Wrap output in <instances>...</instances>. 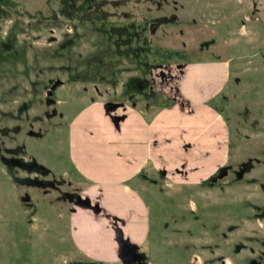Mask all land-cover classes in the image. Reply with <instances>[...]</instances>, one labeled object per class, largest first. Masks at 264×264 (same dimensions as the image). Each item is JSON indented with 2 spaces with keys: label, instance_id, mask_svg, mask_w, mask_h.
Here are the masks:
<instances>
[{
  "label": "rangeland",
  "instance_id": "374dc122",
  "mask_svg": "<svg viewBox=\"0 0 264 264\" xmlns=\"http://www.w3.org/2000/svg\"><path fill=\"white\" fill-rule=\"evenodd\" d=\"M77 1L63 0L70 3L64 9L71 16H62L61 0H0V264H123L109 218L75 213L81 208L63 197L66 192L98 199L108 214L125 221L124 235L138 245L147 264L262 261L264 0H178L184 20L163 26L156 36L149 32V18L169 14L172 4L162 3L163 9L156 11L158 0H120L118 12L127 15L99 22L86 19ZM130 24L142 32L137 57L124 46L115 47L114 34L110 45L108 34L98 30ZM63 42L67 46L61 49ZM162 61L168 62L167 68H158ZM215 61L223 65L215 79L220 89L212 95L207 87L206 105L220 116L215 127L227 123L229 132L226 129L214 141L228 147L227 152L216 153L209 162H217V171L222 165L237 169L251 158L252 171L242 179L230 174L209 185L210 176L197 179L208 174L207 168L197 177L189 173L173 187L165 175H158L151 179L156 186L136 194L131 181L121 186L114 181L118 195L112 191L109 196L96 179L102 175L97 161L89 173L96 155L90 134L102 127L118 133L104 113L105 102L122 101L130 109L128 96L133 94L136 109L144 111L147 89L140 91L135 85L129 90L127 85L128 80L151 74L155 90L164 94L157 103L150 102L152 113L180 108L185 67ZM161 69H166L167 78L173 76L164 86ZM57 79L62 86L53 92L54 103L48 104L47 91ZM94 103L97 107L88 111ZM80 118L85 120L80 123ZM129 120L121 122V128ZM4 158L36 162L46 173L8 165ZM37 181L55 182L59 189Z\"/></svg>",
  "mask_w": 264,
  "mask_h": 264
},
{
  "label": "crops",
  "instance_id": "0c3cea01",
  "mask_svg": "<svg viewBox=\"0 0 264 264\" xmlns=\"http://www.w3.org/2000/svg\"><path fill=\"white\" fill-rule=\"evenodd\" d=\"M222 66V62L216 61L208 62L207 65L195 69H192L190 65L186 66L184 69V79L186 80L182 85L184 102L180 104V108L170 107L153 113L151 108L144 111L130 108L122 122L128 121L129 117L130 120L125 128H121L120 122L119 129H116L118 133H111L108 127H102L90 134V138L95 139L92 144L95 146L93 150L96 155H92L94 160H91L92 170L89 173H92L97 161V164L102 167V175L96 179L102 183V187L107 188L109 196L116 193L114 189L117 185L113 183L114 181H118L119 186L126 181H131L136 194L139 190L148 191V186H156L151 179L155 181L158 175H165V178L171 181L169 185L173 187L184 182V177L191 172L194 177H197L204 173V169L206 171L207 168H211L207 175L203 177L200 175L201 178L197 177L201 180L215 172L218 164L214 159L209 162V159L216 153L227 152L228 147L224 149L223 145H215L214 141L220 139L222 133L225 135L226 129L227 132L229 131L227 123H223L218 128L215 127L220 116L215 109L206 105V96L209 93L213 95L220 89L219 85L218 88L216 87L215 79L220 76ZM224 66L227 69L226 78L228 79L230 62L228 61ZM207 87L209 93L206 91ZM97 105L94 103L87 108L88 111ZM71 119L70 126L76 117L73 116ZM84 120V118H80L79 122L82 123ZM81 131L83 130L80 129L79 132ZM77 142L74 141L71 145L73 158L77 155V151H73ZM87 162L90 160H84V164ZM222 164L223 162L220 165ZM125 190L131 194L129 187L125 186ZM116 194L118 195V193ZM85 197H89L95 204L98 203L102 212L95 215L91 210L81 208L77 209L75 213L82 212L85 217L106 215L113 227L112 218L114 217L108 214L102 202L88 195ZM117 219L118 225H121L119 227L123 230L125 221ZM124 237L127 238L125 235Z\"/></svg>",
  "mask_w": 264,
  "mask_h": 264
},
{
  "label": "flooded vegetation",
  "instance_id": "af4514ba",
  "mask_svg": "<svg viewBox=\"0 0 264 264\" xmlns=\"http://www.w3.org/2000/svg\"><path fill=\"white\" fill-rule=\"evenodd\" d=\"M62 4L64 3L63 0ZM76 1V3L78 2L77 0H74V2ZM80 7H84L85 9V13L83 14V16L86 17V19H98L99 22L102 20H113V19H117L118 15L121 14V16H126L127 13L125 11H121L122 13H119V9L123 6V3L120 0H86V3L84 2V0H80ZM178 0H158L157 1V8L156 11L163 9L162 7V3L163 4H168L172 6H169L168 9L171 11L169 12V14H165L162 15L160 17H151L149 18V32L151 33V35H155L161 31V28L163 26H165V28L167 29V27H172L175 25H179L180 22L179 21H183V7L182 10L181 8L178 6ZM61 3V2H60ZM64 6H62V9H60V11L58 13H60L59 15L62 16H71V14H66L65 12V7L67 5H70V3H64ZM73 6V5H72ZM71 6V8H73ZM112 9L109 10V9ZM64 9V10H63ZM167 9V10H168ZM88 17V18H87ZM139 24H142L141 22H139ZM98 30L103 31L104 33L108 34V39L110 40V45H111V40H112V35L114 34L116 36V39L114 41V46L115 47H121L124 46V48L127 51H133V56L137 57L138 53L141 51V41H142V32H141V28L138 27L136 24H130V25H124V26H119L117 28H115L114 26H111L109 29H105L102 27H98ZM121 33V34H117V32ZM180 32H183L180 30ZM124 34V37H121ZM65 46H67V42H63L60 44V48H65ZM150 51H152V49H150ZM159 52V50L156 51V53ZM160 65L158 66V68H167V66L169 65L167 61H162L159 62ZM156 67V66H155ZM149 71V70H148ZM168 72L166 71V69H161L160 73H159V77H161V82L163 83L162 86L165 85V82L169 81L170 79L173 78V76L171 75L170 78L166 77L165 74H167ZM57 82L59 83L57 85V87L62 86V83H60V80L57 79ZM128 85L127 88L129 90L133 89V87L135 85H137L138 89L140 91H143L145 89H147V92L145 93V95L147 96V103L145 105L144 110L149 109L150 108V102L153 103H157L164 94H162V91L158 88V90H155V76H152L151 74H149L148 78H145L144 80H140V79H136L134 78L133 81L128 80ZM57 87L55 88V90L57 89ZM95 91H97L99 93V87L95 86L94 87ZM54 90V91H55ZM50 90L47 91V98H46V103L48 104H53L54 100L52 99V94L48 95V92ZM53 91V92H54ZM128 101L131 103V109H136L139 107L137 100L135 99L134 95L131 94L130 96H128ZM183 103V102H182ZM181 103V104H182ZM106 105H112L111 107L115 106L114 110H110L109 112L106 111L105 106ZM109 107V106H108ZM104 108V113L107 115V117L111 120V116H117V117H122L125 116L127 111H128V107L126 105L125 102L122 101H112V100H107L105 102V104L103 105ZM138 110V109H136ZM119 111H121L119 113ZM55 112L52 111V114ZM63 114L59 113V117H62ZM126 117V116H125ZM112 122V121H111ZM30 126L32 127L33 124H30ZM33 129H29V132H32ZM5 163H7L8 165L14 164L17 165L23 169H36L38 170V172H40L41 174H45L46 173V169H44L42 166L37 165L36 162H32V163H24L20 160L17 159H13V158H4ZM253 159H248V161L243 162L241 164L238 165L237 169H232V166L230 165H222L220 166L217 171H215V173H213L209 178L206 179V181H209V185H216L217 183H219L220 181H222L223 179L227 178L230 174L234 176L235 179H242L246 174H249L250 171H252L253 169ZM27 169V170H28ZM29 170V171H30ZM38 184L40 185H50L53 189H59L58 185L54 182H41V181H37ZM79 195V193L76 195L75 193H69L66 192L65 194H63V197H66L68 199V201H70L71 203L75 204L76 198ZM92 204H95L94 202H92ZM120 226V225H119ZM137 253H140V250H137ZM142 255V259L140 261H133L132 264H147L145 261V258ZM120 259V258H119ZM121 261V260H120ZM122 262V261H121ZM123 263V262H122ZM124 264V263H123ZM249 264H264V259L262 261L256 260V259H251L249 261Z\"/></svg>",
  "mask_w": 264,
  "mask_h": 264
},
{
  "label": "water",
  "instance_id": "95a60500",
  "mask_svg": "<svg viewBox=\"0 0 264 264\" xmlns=\"http://www.w3.org/2000/svg\"><path fill=\"white\" fill-rule=\"evenodd\" d=\"M59 83L57 82L54 84L50 91L48 92V95L52 94L55 88L57 87ZM109 106V107H108ZM112 105H106V111L109 112L110 110H114L115 106L111 107ZM111 121L114 124L116 129H119L120 122L125 120V116L117 117V116H111ZM75 206L82 209H88L91 210L95 215H98L102 212V208L98 203L92 204V201L89 197H81V195H78L75 201ZM114 222V231L116 233V240L118 243V256L120 260L124 264H132L133 261L137 260L140 261L142 259V255L137 253V250L139 249L138 245L132 243L128 238L124 237V233L121 227H119V221L117 218H112Z\"/></svg>",
  "mask_w": 264,
  "mask_h": 264
},
{
  "label": "trees",
  "instance_id": "16d2710c",
  "mask_svg": "<svg viewBox=\"0 0 264 264\" xmlns=\"http://www.w3.org/2000/svg\"><path fill=\"white\" fill-rule=\"evenodd\" d=\"M70 264H104L102 262L73 261Z\"/></svg>",
  "mask_w": 264,
  "mask_h": 264
}]
</instances>
